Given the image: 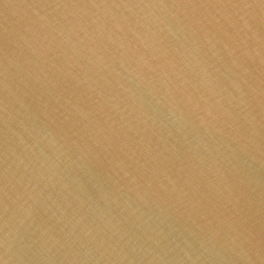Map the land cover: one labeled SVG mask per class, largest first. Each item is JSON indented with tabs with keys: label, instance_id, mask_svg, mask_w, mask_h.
<instances>
[{
	"label": "water",
	"instance_id": "obj_1",
	"mask_svg": "<svg viewBox=\"0 0 264 264\" xmlns=\"http://www.w3.org/2000/svg\"><path fill=\"white\" fill-rule=\"evenodd\" d=\"M0 264H264V0H0Z\"/></svg>",
	"mask_w": 264,
	"mask_h": 264
}]
</instances>
